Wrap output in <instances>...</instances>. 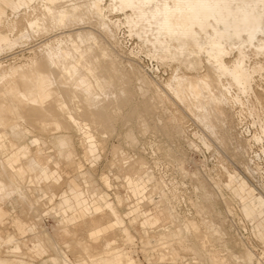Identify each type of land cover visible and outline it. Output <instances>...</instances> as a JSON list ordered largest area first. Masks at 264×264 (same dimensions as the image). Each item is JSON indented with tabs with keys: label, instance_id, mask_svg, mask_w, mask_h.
Returning a JSON list of instances; mask_svg holds the SVG:
<instances>
[{
	"label": "rangeland",
	"instance_id": "1",
	"mask_svg": "<svg viewBox=\"0 0 264 264\" xmlns=\"http://www.w3.org/2000/svg\"><path fill=\"white\" fill-rule=\"evenodd\" d=\"M86 1L88 2V0L78 1L79 5L84 6L83 9L82 7L79 9L81 14L79 11L76 12L77 17H79L78 19L82 20V18H80L81 16L85 21L83 19L79 22L77 19L76 23L73 21L74 23L71 22L73 24L70 23V25H68L69 29L68 27L56 26L54 27L55 30L51 29L53 27L46 25L48 23L46 22L45 26H47V29L38 33L32 32L28 27V20L42 14V9H39L38 3L33 5L36 9L21 7L18 16L14 15L12 10L5 9L1 17L2 25L0 26V34L8 36L9 45H0V74L8 72L12 67L28 66V64L30 65L32 62L38 61L45 47L54 46V44L56 47L60 42H58V40H64V36L67 35V33L72 32L71 35L75 37L76 32L78 33L81 28H83L82 30L85 29V33L89 30V34L92 33L97 36L95 39L97 42L99 41L100 49L103 50V46H106L111 50L108 51L109 55L111 53V56H108L110 59L115 58L114 60L116 63L124 66L123 68L125 71L123 70L122 75L124 74L125 78L123 75L122 79L123 81L126 79V82L129 83L128 85L124 83L125 81L123 82V85H126L125 87L123 86L124 91H131L128 93V98L132 99L134 95L133 101L128 99L129 102L125 103V107L123 106L124 104L121 105L124 107H121L123 110L121 111L119 109L117 111L116 121L109 125L103 121L96 120L86 122L77 110H74L75 119L79 123V126L74 127L75 129L71 130L68 138H66L68 143L67 148H61V145L56 141L49 140L46 135L40 134V132L35 131L31 135L25 134L28 129H30L28 126H21L23 132L19 129L14 130L13 135L20 138H13L12 140L17 144L27 146L30 156H32L31 153L36 154V151L40 152V150H42L41 147H34L36 143L41 142L50 145V150L44 155L32 157H35L41 163L43 162L42 160L47 158L54 160V162L61 167L59 173L62 180L58 185H51L50 183L45 184L43 182L44 184L42 183V185L38 186L28 182L26 179H21V181H19L21 182V187L29 197V201L34 204L33 209L28 207V202L23 203L20 201L17 194L0 200V204L12 198L19 200L14 201V206H16L14 211L7 205L3 206L8 214L9 210L12 212H10L8 216L9 224L5 225V230L11 232L6 235L15 237L16 244L18 245V252H5L4 248L1 247L7 243V240L4 239L6 235L4 237L0 235V262H5L15 257L20 261L30 262L31 264H58V255L52 247L50 240L44 236L46 232L52 237V241L57 243L60 247V244L69 240L71 242L76 237L82 236L90 245L91 250L97 249L103 251L108 241V245L111 244L117 248L122 247L124 255L128 254L131 250L135 251L132 253V257L137 260L134 259L136 263L139 261L138 264H212L211 262L208 263L206 260H203V257L206 258L204 255L206 251L211 254L215 252V254H217L215 256L218 257L217 259L219 261L225 256L224 259H227L226 261L224 260L225 263L235 264L238 260L234 259L233 261V259L229 260L228 258L230 255V258H233L235 256L234 252L243 253L244 250H246L245 246H249L257 256H261V252L264 250V224L260 227V232L262 234L260 237H263V239H261L259 238L258 228L256 227L260 222V218L252 220V217L248 214L251 213L256 215V205L257 208L262 205L264 206V199L260 197V195L264 196V155L261 153L262 148H264V140L262 141L263 143L257 141V138L261 134L259 122H264V55L262 54L255 57L253 49L250 53L249 64L251 67H255L256 73L253 83V93H249V97L248 95L247 97L242 96L243 103L245 104L243 105L244 108H242V106L239 108L237 105H230L228 106L231 109L230 111L228 107L226 108L225 106V114L228 113L227 110H229V115L227 114L222 118L219 117L218 112H214L212 114L213 116L211 115L213 117V127H211V130L205 123H200V121L193 116L194 113L191 110L192 114L183 104L179 103L164 85L170 79L171 75H173L176 67H180L178 73L182 74L183 72L189 76L205 74L208 66L204 56L201 57L202 60L197 70L189 69V61L187 60L188 54L186 52L181 56L177 49H171L172 57L167 58L166 52L162 50L159 44L155 43L152 35H156V33L149 29V25L146 23L145 18L142 20L139 19V13L137 11L128 9L123 13L117 11L113 7L111 0H104L103 6L107 8L105 12V18L107 19L105 20L108 21V27L111 28L115 36V38L113 36L111 38L109 33L105 31L106 29L104 30V28L101 27L97 16H91L90 14L87 16L83 15V13L86 12L87 4L82 3ZM126 16L134 21V25L128 23ZM146 18H150V14L147 13ZM15 20L21 21L17 29L13 32L2 33L6 31V25ZM64 30L69 32L65 33ZM25 31L28 36L24 37L22 36V32ZM259 40L264 41V38L260 35ZM49 41L54 42L49 45ZM236 54L237 49H234L226 59L231 56H236ZM109 58L107 59L108 61L106 60L107 63H110ZM138 72L140 74H138ZM141 74H143V77L145 76V79L148 77V81L146 80L145 84L151 86L150 88L147 86L144 87V84L141 83ZM128 75H131L130 77H132V79H130ZM134 75L137 79L134 78ZM138 75L141 76L138 77ZM10 78L17 80L18 76ZM138 79L143 88L138 85ZM135 80H138V82ZM150 81L152 83H150ZM153 82L156 84H153ZM157 85L158 87L153 88ZM138 86L141 88L140 90L143 89L144 91L141 92ZM146 89H148V92H146ZM160 89L162 91H160ZM156 90L157 92L159 90V92L157 93ZM140 92L144 94L142 95ZM153 92L157 95L154 96ZM130 93H133L131 97L129 95ZM172 118L174 120H172ZM84 124H89L88 128L90 130V135L93 136L91 140L97 144L96 152L92 155L87 152L88 135H86L82 129ZM231 126L234 129L231 128ZM227 135H229V139L227 138L228 140L226 139ZM61 136L64 135L62 134ZM239 138L243 141L246 140L242 143L243 141L241 139L239 140ZM235 139L237 140V144L238 141H240L242 145L240 143L237 145ZM247 140L250 142H247ZM237 146L240 149H238ZM244 146L247 152L244 150ZM159 147L160 150H158ZM59 151H62L64 156L70 153V159L65 160L59 158ZM249 151L250 156L247 155ZM114 154L116 156H114ZM138 158L141 161H138ZM6 159L7 157L4 158L3 161ZM142 159L144 161H142ZM244 160H247V162ZM249 160H252L251 163ZM135 161L139 163V165L142 164L139 166L141 167L139 171L133 166H129V169L125 170L124 166L126 164ZM143 163L146 165L144 164L145 166H143ZM247 164H250L253 169L260 170L256 176H251L250 172L247 170V167H250V165ZM77 165H82V167L78 169ZM54 169H48V174L51 175V173H53L56 175L57 172L53 171ZM146 169L149 171L152 170L153 174L150 173L148 175L147 172H145ZM154 176L156 179L158 178V181H163L165 183L169 190H171V194L177 195L174 202L177 205V210H179L182 215H187V217L199 223H201V217L203 216L202 220L204 224L202 230L204 233L210 231V225L215 223L214 225L217 229L222 228L219 234L220 238H218L219 235L214 234V231L212 232L213 235H210V232H208V234H206V236H208L206 241L207 247L200 249L195 245V248L193 245L194 243H199L198 241H200V238L197 239L194 236L191 238L187 236V234H184L182 219L180 218V224L178 217L175 216V220L170 214L168 216L167 212H165L166 209H169L168 205L164 203L161 205L160 203L157 204L156 202L159 201V197L156 194H153V197L152 194L147 195L150 194L151 188L149 186L146 187L147 184L144 177H148L149 180L153 181ZM105 181L108 182L107 185H105ZM243 182L246 192H242L240 188ZM70 185H74L77 190L85 191L86 195H106L109 199L111 198L110 200L113 201L116 211L119 212L122 219V225L124 224L129 228L130 233L136 238L134 246L130 247L127 244H123L124 242L120 234L119 224L115 225L116 229L110 228L109 231L101 237H92L89 233L90 228H86L83 221H79L67 229L57 227L56 223L58 218L54 215L52 209L59 207L60 194L64 192L69 193ZM215 186L218 188L216 189ZM260 186L263 188L261 189ZM10 187L13 189L16 186L10 185ZM203 188H207L206 191L209 190V192L212 193V200H208L207 197L204 196ZM51 191L54 192L55 198L53 202L49 204L47 199L50 197ZM12 192H15V190H12ZM248 192H251V194ZM42 197H44L43 200L41 199ZM170 197L172 198V196ZM35 199L38 200V202L35 203ZM137 199H140V201ZM119 200H121L123 204H118ZM189 200L192 202L190 203ZM187 201L189 202L187 203ZM130 207H135V210H129ZM196 209L201 211L202 216H195ZM166 211L169 212V210ZM100 215L105 216L107 213L103 211ZM246 216L249 219L248 221ZM228 218L235 221L236 225L231 224L230 219L227 220ZM15 220L20 221L21 224L18 225L19 223ZM110 220L111 219L108 217L105 221ZM123 221L126 222V224L123 223ZM16 226H19L20 230H17L15 228ZM29 227H32L31 232L29 231ZM205 227L207 229H205ZM222 230L223 232H221ZM224 232H226L227 236ZM221 233L223 235H221ZM239 234H241V236ZM214 235L217 236L218 240ZM222 236L227 239L224 240L221 238ZM241 237H243V240L240 239ZM220 239L222 240L220 241ZM158 240L162 241L159 242ZM141 241H145L147 245L143 246ZM147 241H149V243ZM182 241L184 244L181 243ZM224 242H227V245H225ZM160 244L161 247H159ZM167 244L172 245L167 246ZM186 245H188V247H186ZM226 246L228 249L225 248ZM231 248L234 252L231 251ZM13 249L11 251L15 252L16 249ZM229 251L231 252L229 253ZM75 253L76 251L73 252V254ZM67 254L70 257L72 256L71 258L73 260L77 262L81 261L77 253L74 257L69 251ZM161 254L166 256L164 261H160ZM232 255L234 256L232 257ZM201 260L205 263L200 262ZM222 261L220 263H222ZM237 263L239 264V262ZM255 264L257 263L255 262Z\"/></svg>",
	"mask_w": 264,
	"mask_h": 264
},
{
	"label": "bare ground",
	"instance_id": "2",
	"mask_svg": "<svg viewBox=\"0 0 264 264\" xmlns=\"http://www.w3.org/2000/svg\"><path fill=\"white\" fill-rule=\"evenodd\" d=\"M78 1L79 0H0V26L2 25L1 17L5 9L12 10L14 15L18 16L21 7H26L27 9H36V7H33V5L35 3H38L39 9H42V14H39L40 16L28 20V27L32 32L38 33L44 29H47V26H45L46 22H48L46 25H48L49 27H53L51 29H54V27L56 26L68 27L71 22L75 21L76 23V20L79 18L77 17L76 12L79 11L81 7L83 9L84 5H79ZM103 1L104 0H88V2H83L82 4H87L86 12H84L83 15L87 16L90 14L91 16H97L101 27H103L104 30L106 29L105 31L109 33V36H111V38L112 36L115 38V36L113 35V31L110 27H108V21L105 20L107 19L105 18V12L107 8L103 6ZM111 3L117 11H121L122 13L127 9L131 11H137L139 13V19L142 20L145 18L146 23H148L149 25V29L156 33V35H152L154 37L155 43L159 44L162 50L166 52L167 58L172 57L171 49H177L181 56L186 52L188 54L187 60L189 61V69L197 70V68L199 67V63L202 60L201 57L204 56L205 62L208 66L205 74H196L195 76H189L183 72L182 74L178 73V71H180V67H176L173 75H171L170 79L166 82V84H164L170 94H172L173 97L179 103L183 104V106H185L189 111L191 110L194 113L193 116H195L197 120L200 121V123H205L206 126L212 130V114L214 112H218L219 117L222 118L229 113V110L231 111L230 107H228L230 105H237V107L239 106V108L240 106H242V108H244L243 105L245 104L243 103L242 96L247 97L249 93H253V83L256 73L255 67H251V65L249 64L250 53L253 49L255 57H258L262 54L264 55V41L259 40L260 35L264 38V0H111ZM147 13L150 14V18H146ZM80 18H82V20L84 19L81 16ZM126 19L129 24L134 25V21L130 17L126 16ZM82 20H79V22ZM106 21L108 24L106 23ZM20 23L21 21L16 20L8 23L5 27L6 31H3L2 33L15 31ZM82 29L83 28H81L78 33L76 32L75 37L71 35L72 32L67 33L69 31L64 30V32L67 33V35L64 36V40L61 39L63 37L61 35V40H58V42H60L59 44L56 43V47L55 44L54 46H47V48L45 47V50L40 55V59H37L38 61H34L30 65L28 64V66L24 65L17 68L12 67V69L10 68L8 72L0 74V197L7 195L5 192V186L7 182H9V185L16 186L14 187V190L19 199L26 202L27 195L21 188L19 181L21 179L23 180L26 177V174L29 173L32 176H35L38 184L41 185L47 180L46 174H48V169H54L59 166L52 159L45 160L41 163L36 158L31 157L29 155L27 146H24L23 144H17L12 140L13 138H20L13 135L14 130L19 129L23 132L21 126H28V128L30 129H28L25 134L31 135L33 132L37 131L40 132V134L46 135L49 140L56 141L59 145H61V148H67L68 143L66 138H68L70 131L75 129L74 127L79 126V123L75 119L74 110H77V112L84 118L86 122L96 120L103 121L109 125L116 121L118 114L117 111L119 109L122 111L123 109H121V107H125V103L129 102L128 99L130 98H128V93L131 91H124V87L126 85L124 86L123 84L127 82L126 79H124L125 82L122 79L124 75H122L124 66L116 63L114 60L115 58H112V61V59L108 57L111 56V53L110 55L108 54V51L111 50H109L106 46H103V50L100 49V44L98 43L99 41L97 42L95 39L97 38L96 35L92 33L89 34V30L85 33V29ZM22 36H28L27 32H22ZM49 42L50 44H47L51 45V43L54 41ZM2 44L9 45L8 36L4 34H0V45ZM234 49H237L236 56H231L230 58L226 59L228 56H230V53ZM108 58L110 59V63L106 62ZM138 74L140 73L138 72ZM141 75H138V77H142L140 78L141 83L144 84L145 87L147 86L145 83L148 77L145 79V76L143 77V74ZM16 76H18L17 80L10 78ZM130 76L128 75V77ZM134 78H136L135 75ZM130 79H132V77H130ZM138 80L135 81L138 82ZM150 83L152 82L150 81ZM127 84L129 85V83ZM153 84L156 83L153 82ZM138 85H140V80ZM140 86L142 87V85ZM147 87L150 88L151 86ZM156 87H158V85L153 88ZM140 89L141 88H139V90ZM140 91L142 92L144 90L142 89ZM160 91L162 90L160 89ZM146 92H148V89H146ZM132 94H129L130 97ZM155 95L157 94H154V96ZM225 106L229 109L227 110L228 113L226 114V109L224 110ZM173 118L172 120H174ZM88 125L89 124H84L82 129L84 130V133L88 135L86 146L88 147L87 152L88 154L92 155L96 152L97 144L93 140H91L93 136L90 135ZM259 126L261 134L257 138V141L262 142L264 140V122L260 121ZM231 128L233 127L231 126ZM62 134L64 136H61ZM228 136L229 135H227L226 139L228 138ZM240 139L241 138H239V140ZM245 140H242V143H244ZM235 142L237 144V140ZM247 142L250 141L247 140ZM239 143L241 144L240 141H238V144ZM34 147L42 148L40 152L36 151L37 155H44L50 150V145H46L41 142L36 143ZM245 149L246 147L244 146V150ZM158 150H160V147ZM249 153L250 151L247 153V155H249ZM261 153L264 155V148H262ZM3 154H5V156L7 157L5 161L1 159ZM114 156L116 155L114 154ZM59 158L69 160L70 153H67L64 156L62 154V151H59ZM138 161L141 160L139 159ZM142 161L144 160L142 159ZM249 161L251 163L252 160ZM245 162H247V160ZM144 164L145 163H143V166L146 165ZM140 165L135 161L126 164L124 167L125 170H128L129 166H133L136 167L139 171L141 168L139 167ZM81 167L82 165H77L78 169H80ZM251 167V165L250 167L248 166L247 170L250 172L251 176H256V174L260 170L258 171V169H253ZM145 172H147L148 175L150 173L153 174L152 170L149 171L146 169ZM144 178L147 184L146 187L149 186L151 188L150 194L147 195L152 194L153 197V194H156L159 197V201L156 202L157 204L160 203L161 205L162 203H164L165 205H168L169 209L166 210H169V212L165 210L168 216L170 214V216H172L174 219L175 216L178 217L179 219H177L179 222L180 218L182 219V229L184 234H187V236H190L191 238L192 236L196 237L197 239L200 238V241H198L199 243H194L193 246L196 245L200 249L206 248V241L208 237L206 236V234L210 232L211 235L213 231L214 234H220V230L222 228L220 226L221 229H217L214 225L215 223L213 225H210L209 227L212 231L210 230L204 233V231L202 230L204 221L202 220L203 216L201 215V211L196 209L195 214L196 217L202 216L201 223L195 221L194 219H190L189 217H187V215H182L181 212L177 210V205L174 202L177 195L171 194V190H169V188L163 181H158V178L156 179L155 176L153 181L149 180L148 177ZM31 183H33L32 180ZM107 184L108 182L105 181V185ZM244 187L245 184L243 182L240 187L242 192H246ZM260 187L261 189L263 188L262 186ZM215 188L217 189L218 187L215 186ZM206 190L207 188H203V194H205L204 196H206L208 200H212V193L209 192V190ZM248 193L251 194V192ZM170 196H172V198ZM260 197L264 199L263 195H260ZM110 199L106 195H95V197L91 199L90 205L78 209L75 213L67 218L62 217L57 227L66 228L68 225H71L75 221L84 220L89 215L97 213L101 210L107 213V216L111 219L114 226L116 224H119L118 226L120 227V229H118L120 230V234L123 238V244H127L130 247H133L136 243V238L130 233L129 228H127L124 224L122 225V219L119 215V212L116 211L115 205ZM137 200L140 201V199ZM189 201H187V203ZM191 202L192 201H190V203ZM118 204L121 205L123 204V202L119 200ZM131 209L135 210V207H130L129 210ZM256 209L257 210H255V212L257 216L251 213H249L248 215L252 217V220L255 218H260V222L258 223V225H256V227L258 228L259 238L263 239V237H260V235H262L260 232V227L264 224V206L262 205L257 208L256 205ZM229 219L230 218H228L227 220ZM248 220L249 219L247 217V221ZM123 223L126 224V222L124 221ZM230 223L236 225L235 221H233L232 219H230ZM205 229L207 228L205 227ZM221 232H223V230ZM96 233H98L97 230L92 231V235H95ZM224 233L226 235V232ZM44 234V236L50 240L52 247L58 255V264H138L139 262L138 261L136 263L137 260L132 257V253L135 252L133 250H131L133 252L129 251L128 254L124 255V253L122 252V247L117 248L114 247V245H108V243L106 245L107 247L103 251L97 249L91 250L90 245L82 236H79L67 245L60 247L57 243L52 241L53 239L52 237H50L48 232ZM221 235L223 234L221 233ZM239 235L241 236V234ZM224 236H222L221 238H223L224 240L227 239ZM215 237L217 238V236ZM243 237H241L240 239L243 240ZM218 238H220V235ZM4 239L7 240V243L4 244L1 248H4L5 252L17 253L18 245L16 244L15 237L12 235H6ZM221 240L222 239H220V241ZM183 241L181 243L184 244L185 241ZM147 242L149 243V241ZM141 244L143 246L147 245L145 241H141ZM171 245L172 244H167V246ZM225 245H227V242L225 243ZM159 247H161V244L159 245ZM186 247H188V245H186ZM245 247L246 250H244L243 253H236L231 248V251L234 252L235 256L232 255V257H234L230 258V255V257L227 258L229 260L233 259V261L234 259H236L238 260L237 262H239V264H255V262L257 264H264V250L261 252V256H257L254 253L253 249H251L249 246ZM13 248L16 249L15 252L11 251ZM225 248L228 249L227 246ZM68 251L71 252L73 257L77 253L78 258L81 261L77 262L73 260L71 258L72 256L70 257L67 254ZM75 251L76 253L73 254V252ZM231 251H229V253ZM206 252L204 253L206 258L203 257V260H206L208 263L211 262L212 264H218V257L215 256L217 254H215L214 252L213 255L210 252ZM165 257L166 256L161 254L160 261H164ZM224 258L225 256L222 258L223 261L225 260ZM222 260L220 259L219 264H228L225 263L227 259L224 261V263ZM221 261L222 263H220ZM200 262L205 263L202 260ZM237 262H235V264ZM0 264L31 263L23 262L13 257L5 262H0Z\"/></svg>",
	"mask_w": 264,
	"mask_h": 264
},
{
	"label": "crops",
	"instance_id": "3",
	"mask_svg": "<svg viewBox=\"0 0 264 264\" xmlns=\"http://www.w3.org/2000/svg\"><path fill=\"white\" fill-rule=\"evenodd\" d=\"M32 156H37V157H40V155L37 153H31ZM31 156V157H32ZM33 157V158H35ZM5 158V154L2 155L1 159H4ZM41 160V159H40ZM45 160H48L45 159ZM45 160H42V161H45ZM61 169V167L59 166V168L57 167L56 169H54L53 171H56L57 174L54 175L53 173L50 174H46L47 176V180L45 181V184L47 183H50L51 185H58V183L61 182L62 180V177L59 173V170ZM59 177V179H58ZM8 179V178H7ZM28 180V182H31V180L33 181L34 184L40 186L37 182V180L35 179V176H32L31 174L27 173L26 174V177L23 179V180ZM21 181V180H20ZM23 182V181H22ZM21 182H19L20 184ZM42 185V184H41ZM21 186V184H20ZM6 189H5V192L6 196H2L0 197V200L2 198H7V197H11L13 194H16L15 192H12V190H14V188L12 189V187H10L9 185V182L8 184H6ZM54 187V186H53ZM22 188V187H21ZM23 189V188H22ZM24 190V189H23ZM27 195V194H26ZM18 196V195H17ZM47 197V196H46ZM95 197V195H86L85 194V191H80V190H77L76 187L74 185H70V188H69V193L67 192H64L62 194H60L59 196V207L58 208H53L52 211L54 213V215L58 218L57 220V225L60 221V219L63 217V218H67L69 217L70 215H72L73 213H75L78 209H81V208H84L86 207L87 205H90V202H91V199ZM55 198V194L54 192L51 191V195L50 197L47 199L48 200V203L50 204V202L52 203L53 200ZM42 200L44 199V197L41 198ZM20 200V199H19ZM18 199H15V198H12L11 200L8 199V200H5V202L1 203L0 204V235H2L3 237L8 234V233H11L9 231H6L5 230V225L6 224H9L8 222V216L10 214V210H9V214L7 213V211L4 210L3 206L7 205L10 207V209H13V211L16 209V206H14V201H19ZM21 201V200H20ZM23 203H26L28 202L29 203V208L33 209L34 208V204L32 202L29 201V197L27 196V201L24 202L22 201ZM34 202H38V200H34ZM12 213V212H11ZM103 213V211H99L97 213H93L91 215H89L86 219L84 220H79V221H83L84 225L86 228H90V235L92 237H101L103 236L107 231H109L110 228H115V226L113 225V223L110 221H105L108 217L107 215L105 216H101L100 214ZM107 217V218H106ZM17 221L20 225L21 222L18 221V220H15ZM79 221H75L74 223H72L71 225H74L75 223L79 222ZM71 225H68L67 227L70 228ZM66 228H63V229H67ZM17 230H20V227L19 226H16L15 227ZM32 230V227H29V231L31 232ZM97 230L98 233H96L95 235H92V231H95ZM74 231V230H73ZM17 237V236H16ZM79 237V236H78ZM18 238V237H17ZM70 238V237H69ZM77 238V237H76ZM20 239V238H18ZM74 240V239H73ZM113 240V239H112ZM70 243V240L69 241H66L64 242L63 244H60L61 246H64L66 244ZM108 241L106 242V245H107ZM107 247V246H106Z\"/></svg>",
	"mask_w": 264,
	"mask_h": 264
}]
</instances>
